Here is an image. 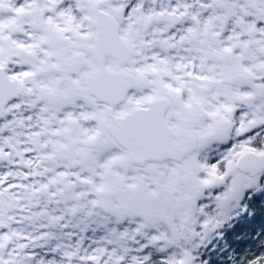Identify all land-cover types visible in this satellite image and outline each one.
Segmentation results:
<instances>
[{"label":"snow or ice","instance_id":"6c2138e0","mask_svg":"<svg viewBox=\"0 0 264 264\" xmlns=\"http://www.w3.org/2000/svg\"><path fill=\"white\" fill-rule=\"evenodd\" d=\"M0 264H264V0H0Z\"/></svg>","mask_w":264,"mask_h":264}]
</instances>
